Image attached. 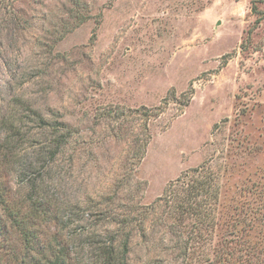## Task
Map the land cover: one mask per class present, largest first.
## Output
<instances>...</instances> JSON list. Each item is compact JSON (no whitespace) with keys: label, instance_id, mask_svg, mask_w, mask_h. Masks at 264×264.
Wrapping results in <instances>:
<instances>
[{"label":"rangeland","instance_id":"374dc122","mask_svg":"<svg viewBox=\"0 0 264 264\" xmlns=\"http://www.w3.org/2000/svg\"><path fill=\"white\" fill-rule=\"evenodd\" d=\"M77 1L84 23L70 0H0V113L19 97L74 125L75 158L42 172L72 219L65 231L79 237L75 263L94 264L89 231L104 228L102 202L117 190L151 204L206 160L220 169L226 203L246 198L248 183L264 185V0ZM171 90L179 102L165 100ZM144 107L160 111L148 125ZM34 147L20 152L33 158ZM10 180L22 194L26 178ZM154 234L134 240L132 264H194L176 235L167 240L159 225Z\"/></svg>","mask_w":264,"mask_h":264},{"label":"trees","instance_id":"16d2710c","mask_svg":"<svg viewBox=\"0 0 264 264\" xmlns=\"http://www.w3.org/2000/svg\"><path fill=\"white\" fill-rule=\"evenodd\" d=\"M80 2L70 0V16L84 23L89 18L88 9ZM253 9H258L256 4ZM263 19V15L257 18L258 22ZM49 47L52 55L54 47ZM51 67L54 64L47 69ZM53 73L48 71V75ZM186 94L180 96L185 99ZM172 96L177 102L181 100L173 90L165 100ZM188 98L182 105L188 104ZM11 101L15 103L12 109L0 113V264H76L73 246L79 237L65 231L72 219L65 203L49 195L42 171H53L66 155L70 160L75 158L77 130L53 110L48 117L49 113L28 100L17 97ZM140 111L147 125L160 112L145 107ZM149 111H155L152 118ZM148 136L142 152L151 139L150 133ZM31 141L36 151L33 158L20 152L21 145ZM12 174L26 178L22 194L12 189ZM220 180V169L206 160L171 181L151 204L143 199L135 202L126 191L107 196L102 202L106 204L101 213L104 228L89 231V236H97L96 244L98 241L97 246L92 245V251L96 250L94 264H132L134 240L139 236L154 241L157 225L170 235L167 240L173 242L177 236L174 246L180 245L194 264H264V185L248 183L246 198L234 194L226 203ZM116 209L112 227L105 225Z\"/></svg>","mask_w":264,"mask_h":264}]
</instances>
